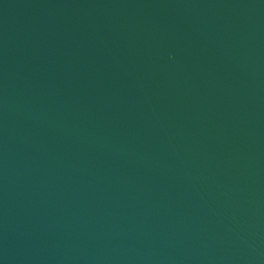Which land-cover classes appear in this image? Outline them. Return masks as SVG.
<instances>
[{
    "label": "water",
    "instance_id": "water-1",
    "mask_svg": "<svg viewBox=\"0 0 264 264\" xmlns=\"http://www.w3.org/2000/svg\"><path fill=\"white\" fill-rule=\"evenodd\" d=\"M0 264H264V0H0Z\"/></svg>",
    "mask_w": 264,
    "mask_h": 264
}]
</instances>
